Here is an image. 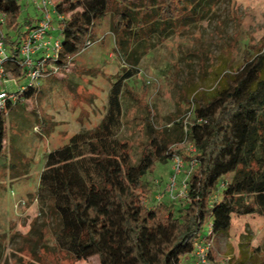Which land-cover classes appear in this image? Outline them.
Returning a JSON list of instances; mask_svg holds the SVG:
<instances>
[{"label":"trees","instance_id":"1","mask_svg":"<svg viewBox=\"0 0 264 264\" xmlns=\"http://www.w3.org/2000/svg\"><path fill=\"white\" fill-rule=\"evenodd\" d=\"M188 1L55 0L56 12L63 15L55 16L62 46L49 62L58 66L57 74L65 71L87 41L96 37V23L110 15V30L119 48L140 63L150 40H143L138 31L146 29L149 38L156 32L172 33L177 21L204 3ZM21 11L18 0H0V14L6 17L0 32L9 51L5 66L18 81L24 78L18 45L40 19H27L22 30ZM138 71L131 66L112 84L100 123L49 151L40 174L38 198L51 204L60 219L56 239L78 260L97 256L100 264H181L183 257L194 256L209 224L212 234H222L234 216L264 213V53L226 74L213 90L191 98L193 120H201L186 132L194 133L196 146L186 161L196 159V165L178 215L164 200L174 201L168 197L146 203L152 187L145 176L158 162L180 154L175 147L184 139L183 123L178 122L181 133L174 139L149 126L148 141L136 162L128 141L117 135L123 122L125 80ZM37 91L36 85H27L19 99H33ZM10 106L0 111V153Z\"/></svg>","mask_w":264,"mask_h":264},{"label":"rangeland","instance_id":"2","mask_svg":"<svg viewBox=\"0 0 264 264\" xmlns=\"http://www.w3.org/2000/svg\"><path fill=\"white\" fill-rule=\"evenodd\" d=\"M18 1L25 30V21L39 19L42 13L34 0ZM193 1L203 3L188 2ZM51 16L55 22V15ZM171 29L172 33L156 32L150 38L146 29L138 31L150 42L137 63L119 48L107 15L96 23L93 43L65 71L42 76L33 99L9 103L7 136L0 153V264H100L97 256L78 260L59 245V216L51 204L38 198L40 174L49 151L100 123L112 84L131 66L139 71L125 80L123 122L117 135L128 141L136 162L148 141L149 126L174 139L181 133L176 127L181 121L184 139L175 148L185 171L177 177L180 181L185 176L192 162L187 163L186 156L195 153L189 148L194 133L186 132L199 123V118L193 120L191 98L213 90L226 74H234L247 60L264 53V0H204L196 13H186ZM53 35L59 36V29ZM26 83L24 78L19 81ZM19 85L11 80L2 83L9 91ZM171 167L172 160L158 162L146 174L152 187L148 205L164 191ZM164 200L180 214L182 198ZM210 236V264H264V213L234 216L226 233ZM181 264H195L194 256L183 257Z\"/></svg>","mask_w":264,"mask_h":264},{"label":"built area","instance_id":"3","mask_svg":"<svg viewBox=\"0 0 264 264\" xmlns=\"http://www.w3.org/2000/svg\"><path fill=\"white\" fill-rule=\"evenodd\" d=\"M37 8L42 13V17L36 22L35 27L30 29L28 33L21 39L18 45L19 60L24 72V78L27 84L19 85L18 78L13 76L6 68L5 61L8 59V48L0 32V111L6 108L9 103L16 102L20 98L21 91L27 85H37L39 79L44 76L47 70L54 73H59L58 66L50 60H55L61 49V38L54 36L53 32L58 29V25L52 19L51 14H54L58 19H62L63 15L55 10V0H34ZM6 17L0 14V22L4 23ZM93 43L92 40L87 41V47ZM14 81L19 85L16 91H9L2 87L5 81ZM201 120V119H199ZM189 148L196 152L194 143L189 145ZM172 160L171 174L164 191L155 196L156 201H162L164 198L175 200L185 198L187 196V179L191 172L192 166L196 165V159L191 162V167L186 170L185 176L182 180H178V174L185 171V164L180 154H175ZM212 233V225L207 227L206 235L201 238L193 252L195 264H210V253L212 247V239L208 236ZM226 264V263H223Z\"/></svg>","mask_w":264,"mask_h":264},{"label":"crops","instance_id":"4","mask_svg":"<svg viewBox=\"0 0 264 264\" xmlns=\"http://www.w3.org/2000/svg\"><path fill=\"white\" fill-rule=\"evenodd\" d=\"M153 202H154V203L156 202V201H155V197H154V201H153Z\"/></svg>","mask_w":264,"mask_h":264}]
</instances>
